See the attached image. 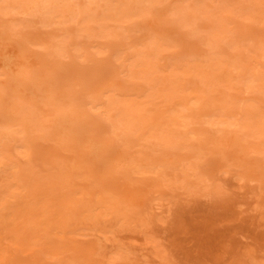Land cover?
Masks as SVG:
<instances>
[{
  "label": "rangeland",
  "instance_id": "rangeland-1",
  "mask_svg": "<svg viewBox=\"0 0 264 264\" xmlns=\"http://www.w3.org/2000/svg\"><path fill=\"white\" fill-rule=\"evenodd\" d=\"M0 264H264V0H0Z\"/></svg>",
  "mask_w": 264,
  "mask_h": 264
}]
</instances>
